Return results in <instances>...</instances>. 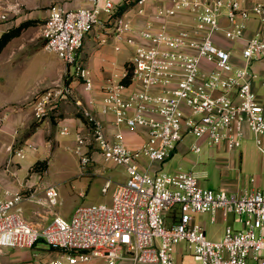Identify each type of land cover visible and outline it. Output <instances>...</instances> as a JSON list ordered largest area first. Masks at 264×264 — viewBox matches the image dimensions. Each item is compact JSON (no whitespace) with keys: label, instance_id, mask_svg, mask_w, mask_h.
Segmentation results:
<instances>
[{"label":"built area","instance_id":"2783aa9c","mask_svg":"<svg viewBox=\"0 0 264 264\" xmlns=\"http://www.w3.org/2000/svg\"><path fill=\"white\" fill-rule=\"evenodd\" d=\"M144 1L119 0L127 6ZM117 3L87 0L75 9L56 4L41 26L43 49L62 61V77L80 80L84 90H91L93 81L78 51L87 31L100 22L99 15L113 14ZM135 15L143 16V9ZM252 16L264 21V0H169L139 27L125 13L114 16V49L123 43L133 47L123 71L101 88L99 113L113 116L114 130L108 134L102 120L83 108L89 132L78 135L71 150L82 170L95 151L104 161L124 167L126 178L114 184L110 204L78 205L68 219L55 215L42 227L19 213L26 198L22 193H6L0 199V246L27 249L41 242L54 251L34 264H175L177 246L180 264H264V189L233 193L204 188L193 169L169 173L155 167L187 137V150L195 154L202 144L236 151L244 128L264 156V103L254 91L256 74L251 70V63L264 55V26L245 36ZM177 17L186 24L175 22ZM7 18L0 9V23ZM224 40L236 42L237 53ZM72 94L65 82L44 88L30 102L34 118L42 119ZM8 114V107L0 108V122ZM123 127L143 131L138 147L127 146ZM59 133L67 135L68 128ZM35 149L26 142L11 152L23 158ZM111 184L106 178L101 191ZM44 194L48 205L57 203L55 186H47ZM201 214L208 215L209 224L225 223L221 238L207 237L195 219ZM230 214L239 229L228 223Z\"/></svg>","mask_w":264,"mask_h":264},{"label":"crops","instance_id":"0c3cea01","mask_svg":"<svg viewBox=\"0 0 264 264\" xmlns=\"http://www.w3.org/2000/svg\"><path fill=\"white\" fill-rule=\"evenodd\" d=\"M244 1L249 4V0ZM86 2L87 0H0V9L6 10L8 14L6 22L0 23V35L23 21L32 20L34 22V24L24 28L18 36L10 39L0 51V56L5 53L6 60L10 61L11 58L17 55V52L28 53L30 58L34 60L33 68L43 75L42 82H50L46 87L53 82H65L72 87L73 91L69 99L60 100L40 120L34 118L31 105L26 104L25 107L17 109L15 107L30 100L36 90L31 92L30 96H26L24 102L17 100L14 105H12L10 99H6L4 96L0 97V108H9L8 116L0 122V199L4 198L6 193H22L26 198L18 206L19 213L25 220L38 227L46 225L51 218L55 215L58 216V214H55V211L52 210L53 205L47 204L44 194V189L49 185L55 186V183L43 178L42 172L44 173L45 170L41 172L32 169L34 163L41 161V155L51 156L49 147L53 142L71 150L78 135H87L89 131L86 120L82 115L83 108H89L102 120L104 129L108 134L114 130L111 124L113 116L99 113V102L102 96L101 88L115 73L119 74L123 71L125 63L133 54V47L125 43L121 44L120 50L114 49L115 42L111 36V28L114 16L118 15L116 11L119 7L124 6L125 8L119 14L125 13L126 16L131 18L132 25L139 27L153 11L167 5L169 0H145L142 6L133 4L127 6L120 3L119 0H115L119 4L117 3L113 14L101 13L99 15L100 22L87 31L78 51L82 64L91 72L93 81L91 90H84L80 80L72 77L67 79L62 77V61L54 52H48L42 48L43 41L41 38V26L51 6L58 4L66 9H75ZM138 8L143 9V16L135 15ZM184 21L186 20L175 18V22H180V25L186 24ZM153 23L155 26L159 24L155 20H153ZM260 26H264V21L260 22L257 18L250 17L245 36L250 35ZM39 51L45 52V56H37ZM251 70L256 74V78L253 80L254 91L258 99L264 103V85L262 84V81H264V55L251 63ZM76 102L79 104H76ZM63 126L68 128L67 135H60L59 133V129ZM122 131L124 141L130 148L138 147L145 136L143 131H131L124 127ZM190 140L189 137L185 138V142L180 143L176 150L185 153ZM26 142L33 143L36 149L26 151L23 158L12 155L11 150L14 146L20 148ZM203 146L204 158L198 163L202 162L205 165L206 160H212L215 162V166L221 168L220 174L223 179H221V183L216 189L224 188L233 193L264 189V156L256 150L252 135L247 128H244V138L240 148L236 151L228 152L223 146L202 144ZM176 150L169 160L164 162V167L167 166L168 169H171ZM255 154L257 160L262 163V176L252 177L250 172L253 169V164L251 162ZM191 162L193 163V161ZM106 167L111 169L113 173L123 174L125 180L124 167L104 161L95 151L92 152L91 161L81 171V175L87 177L86 181H89L93 176L106 174L104 170ZM201 170H205L207 173L206 168L197 171ZM36 172H38L37 175ZM79 195L82 196L83 191ZM35 200H38V202L36 201L37 204H33ZM207 218L208 215L206 214L195 216V219L204 225L206 232L209 224ZM180 249L181 246L176 247L175 264H180ZM53 254L54 251L41 242L27 249L0 246V264H34L36 260L45 259Z\"/></svg>","mask_w":264,"mask_h":264},{"label":"rangeland","instance_id":"374dc122","mask_svg":"<svg viewBox=\"0 0 264 264\" xmlns=\"http://www.w3.org/2000/svg\"><path fill=\"white\" fill-rule=\"evenodd\" d=\"M223 44L227 45V47L237 53L236 51L238 46L236 42L231 43L224 40ZM37 56L44 57L45 52L39 51ZM33 61L34 60L30 58V54H24L23 52H17V55L11 58L10 61L6 60L5 53L0 56V97L4 96V98L6 97V99H10L13 103L12 105H14L17 103V100L24 102V98L26 96H30L31 92L36 90L30 100L16 105V109L23 108L26 104L30 105V102L36 94L40 93L44 88L53 86L55 83L53 82L51 85L46 87V85L50 82H42L43 75L33 68ZM148 93L158 94V92L153 89H149ZM18 147L19 146H14L12 150ZM203 149L204 146L202 147V152L199 154H195L189 150H186L185 153L176 150L177 152L174 154L175 160L174 163L172 162L173 164L171 169H168L167 166L164 167V162L155 164V167H160L163 171L169 173L193 169L198 174L199 183L202 187L216 189L221 183V179H223L220 174L221 168L215 166V162L212 160H204L206 162L205 165H203L204 163L202 162L198 163L204 158ZM49 150L51 156L47 157L41 155V161H39L47 162L45 171L42 169V164L37 166V170L41 172L44 171V173L42 172L43 178L55 183L58 192L57 203L51 207L52 210L55 211V214H58V216L64 219H68L75 207L78 205L99 203L110 204L113 186L115 183L122 182L124 180L123 174L116 172L113 173L111 169L106 167L104 168L106 174L93 176L90 180L88 179L89 181H86L87 177H83V175H81L82 169L80 168L77 156L72 152V150H68L64 146H60L59 143L55 142L51 144ZM179 163L180 165H178ZM251 163L253 164V169L250 172L251 176H262V163L260 160H257L256 154L254 155ZM204 168H206L207 173L205 170L197 171ZM37 174L38 172H36V175ZM106 178H109L112 181V184L106 192H102L101 187ZM81 191H83L82 196L79 195ZM36 201L38 202V200H35V203L33 204H37ZM232 217L233 215L230 214L228 217V223L231 224L233 228L239 229L241 227L240 224L232 223ZM224 226L225 223L221 220L208 224L207 237L211 239L221 238L223 236ZM175 260L176 253L174 254V262Z\"/></svg>","mask_w":264,"mask_h":264},{"label":"trees","instance_id":"16d2710c","mask_svg":"<svg viewBox=\"0 0 264 264\" xmlns=\"http://www.w3.org/2000/svg\"><path fill=\"white\" fill-rule=\"evenodd\" d=\"M124 8H125L124 6L119 7L118 10L116 11V13L119 14L120 12L123 11ZM31 24H34V22L32 20H26V21L19 23L17 26H14V27L8 29L7 31L3 32L0 35V51L8 43V41L10 39H12L15 36H18L24 28H26L27 26H29ZM123 82L125 84H127L129 82V79H124ZM39 164L43 165V167H42L43 170L46 169V165H47L46 161H43V162L36 161L34 163V165L32 166V169L37 170V166Z\"/></svg>","mask_w":264,"mask_h":264}]
</instances>
